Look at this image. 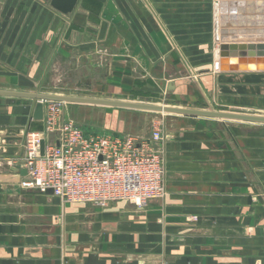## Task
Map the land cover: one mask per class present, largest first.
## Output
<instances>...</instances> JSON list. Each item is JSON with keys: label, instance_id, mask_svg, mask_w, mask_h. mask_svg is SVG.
<instances>
[{"label": "crops", "instance_id": "1", "mask_svg": "<svg viewBox=\"0 0 264 264\" xmlns=\"http://www.w3.org/2000/svg\"><path fill=\"white\" fill-rule=\"evenodd\" d=\"M251 2L253 26L228 36L263 34ZM215 13V0H78L67 14L0 0V89L264 114V71L216 69ZM35 104L0 95V264H264V125L154 116L165 195L99 207L21 186ZM149 123L121 131L149 139Z\"/></svg>", "mask_w": 264, "mask_h": 264}, {"label": "built area", "instance_id": "2", "mask_svg": "<svg viewBox=\"0 0 264 264\" xmlns=\"http://www.w3.org/2000/svg\"><path fill=\"white\" fill-rule=\"evenodd\" d=\"M42 104L43 129L25 134L22 187L51 189L62 203L99 207L125 200L143 208L165 195L164 159L154 146L162 138L158 128L149 139L88 135L64 117V102L44 100Z\"/></svg>", "mask_w": 264, "mask_h": 264}, {"label": "water", "instance_id": "3", "mask_svg": "<svg viewBox=\"0 0 264 264\" xmlns=\"http://www.w3.org/2000/svg\"><path fill=\"white\" fill-rule=\"evenodd\" d=\"M78 0H50V5L59 12L67 14L76 6ZM234 4V3H231ZM230 12L234 9L230 7ZM264 11V7L262 8ZM264 25V23H263ZM218 57L216 69L219 71H264V29L262 35L228 36L226 29L219 35ZM0 95L10 97H25L36 100L33 118L43 119L44 100L61 101L64 103L102 105L138 111L157 112L161 114L187 115L213 119L238 121L250 124L264 125V114L239 113L210 108H191L155 104L148 102L94 98L55 93H36L0 89ZM44 152V140L40 142V154ZM47 191L52 192L51 189Z\"/></svg>", "mask_w": 264, "mask_h": 264}, {"label": "rangeland", "instance_id": "4", "mask_svg": "<svg viewBox=\"0 0 264 264\" xmlns=\"http://www.w3.org/2000/svg\"><path fill=\"white\" fill-rule=\"evenodd\" d=\"M252 0H215L216 4V27L217 31L222 30V28H232L234 30L242 29L246 27L243 24H248L247 26L252 27L253 22L250 21L251 17L248 12H253L255 10V5L252 4ZM227 2V3H226ZM229 2V3H228ZM234 3V4H231ZM226 4H229V7L234 9V12L228 11ZM218 9V10H217ZM226 16H229L228 20ZM248 21H250L248 23ZM57 92V91H53ZM55 94H63V93H55ZM67 95V94H66ZM148 103H155V104H164L169 105L161 100H151L147 101ZM66 104V103H65ZM77 110L69 116V120L73 121L77 126H79L84 133L88 135H100L104 134V131L113 130L117 133L123 135H129L128 132L134 131L137 133L140 129H143L145 123L150 121V128L153 130L157 128L154 123V116L164 115L157 112H136V116L134 117H125L124 115L130 114L124 110V108H117V107H109V106H102V105H90V104H77ZM173 106V105H172ZM213 109L212 107H209ZM218 110V109H215ZM223 110V109H221ZM227 111V110H224ZM112 113H115V116H110ZM254 114V113H250ZM65 117V116H64ZM67 119V118H66ZM227 121V120H226ZM256 124H248L252 128V130H259L262 127L254 126ZM113 127L110 129L109 127ZM120 129L116 130V129ZM115 129V130H114ZM127 130V131H121ZM136 130V131H135ZM136 136L137 135H131Z\"/></svg>", "mask_w": 264, "mask_h": 264}, {"label": "bare ground", "instance_id": "5", "mask_svg": "<svg viewBox=\"0 0 264 264\" xmlns=\"http://www.w3.org/2000/svg\"><path fill=\"white\" fill-rule=\"evenodd\" d=\"M218 10V9H217Z\"/></svg>", "mask_w": 264, "mask_h": 264}]
</instances>
